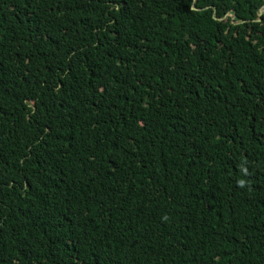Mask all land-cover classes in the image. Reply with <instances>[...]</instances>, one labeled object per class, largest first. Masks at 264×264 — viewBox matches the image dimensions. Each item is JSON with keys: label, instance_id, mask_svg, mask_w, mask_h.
<instances>
[{"label": "trees", "instance_id": "16d2710c", "mask_svg": "<svg viewBox=\"0 0 264 264\" xmlns=\"http://www.w3.org/2000/svg\"><path fill=\"white\" fill-rule=\"evenodd\" d=\"M0 264H264V0H0Z\"/></svg>", "mask_w": 264, "mask_h": 264}]
</instances>
